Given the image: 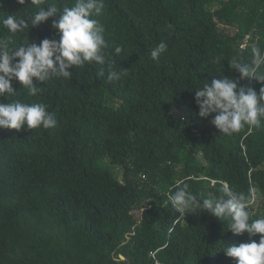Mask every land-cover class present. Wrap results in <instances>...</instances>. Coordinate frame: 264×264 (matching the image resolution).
<instances>
[{
    "label": "trees",
    "instance_id": "16d2710c",
    "mask_svg": "<svg viewBox=\"0 0 264 264\" xmlns=\"http://www.w3.org/2000/svg\"><path fill=\"white\" fill-rule=\"evenodd\" d=\"M27 2L0 0V16L22 18ZM103 2L93 18L106 29L104 65L37 83L36 96L13 81L10 99L45 104L57 125L0 128V264H236L224 245L248 233L234 235L203 210L182 218L168 194L186 183L221 196L228 185L258 194L250 218H264V121L221 135L195 103V88L220 75L264 87L230 66L264 49V0ZM51 23L30 26L15 44L58 39ZM162 40L168 48L156 62L150 53ZM117 45L124 51L111 67L123 74L109 81Z\"/></svg>",
    "mask_w": 264,
    "mask_h": 264
},
{
    "label": "clouds",
    "instance_id": "9594fccd",
    "mask_svg": "<svg viewBox=\"0 0 264 264\" xmlns=\"http://www.w3.org/2000/svg\"><path fill=\"white\" fill-rule=\"evenodd\" d=\"M16 2L26 4V0ZM29 6L22 18L16 13L0 16V26L8 33L7 37L0 38V97L8 101L0 102V128L3 129L20 131L25 126L28 130L50 129L57 125L55 116L47 111L45 104L10 99L17 94L13 81L19 82L28 96H36L42 91L37 83L44 84L53 78L70 79L72 72L69 69L73 67L78 69L93 63L104 65V49L109 46L104 25L93 18L102 13L103 0H74L71 6L63 7L48 3V0H28L24 8ZM49 18H52L51 27L58 39L44 38L39 43L15 44L13 38L17 34L28 31L30 26L45 23ZM167 48L162 40L151 50V58L159 62ZM123 51L119 45L114 47V58L109 62V81L119 80L123 74L111 67ZM251 52L250 62L233 59L230 66L240 73V79L252 78L264 85V49L255 46ZM195 103L199 117H211L210 124L221 135L231 136L245 127L250 130L259 128L264 121V87L257 93L251 87L240 86L237 79L224 75L195 88ZM188 189L185 183L177 185L168 194L172 209L180 217L203 210L220 221L226 220L228 231L234 235L245 232L249 235L247 242L224 245L226 256L235 258L236 264H264V218L251 219L249 212L256 194L236 192L228 185L221 188V196L211 192L196 194ZM257 234H260L259 242L252 239Z\"/></svg>",
    "mask_w": 264,
    "mask_h": 264
},
{
    "label": "rangeland",
    "instance_id": "374dc122",
    "mask_svg": "<svg viewBox=\"0 0 264 264\" xmlns=\"http://www.w3.org/2000/svg\"><path fill=\"white\" fill-rule=\"evenodd\" d=\"M215 6H217V3H214V4H213V7H215ZM245 38H246V37H245ZM116 172H118V173H116V174H120V173L122 172V169L117 168V169H116ZM259 198H260V197L258 196V194H256V199H255L256 202L254 201V202H255V203H254V206H256L257 201L259 200Z\"/></svg>",
    "mask_w": 264,
    "mask_h": 264
},
{
    "label": "water",
    "instance_id": "95a60500",
    "mask_svg": "<svg viewBox=\"0 0 264 264\" xmlns=\"http://www.w3.org/2000/svg\"><path fill=\"white\" fill-rule=\"evenodd\" d=\"M119 257H120V259H124V258H125V257H124L123 255H121V254L119 255Z\"/></svg>",
    "mask_w": 264,
    "mask_h": 264
}]
</instances>
